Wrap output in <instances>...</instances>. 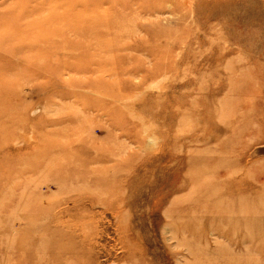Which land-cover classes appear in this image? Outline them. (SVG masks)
<instances>
[{
  "label": "rangeland",
  "instance_id": "obj_1",
  "mask_svg": "<svg viewBox=\"0 0 264 264\" xmlns=\"http://www.w3.org/2000/svg\"><path fill=\"white\" fill-rule=\"evenodd\" d=\"M0 264H264V0H0Z\"/></svg>",
  "mask_w": 264,
  "mask_h": 264
}]
</instances>
